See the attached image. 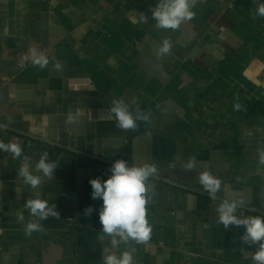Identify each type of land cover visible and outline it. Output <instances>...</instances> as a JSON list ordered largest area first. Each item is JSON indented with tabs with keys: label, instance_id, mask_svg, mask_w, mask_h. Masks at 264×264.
Segmentation results:
<instances>
[{
	"label": "crops",
	"instance_id": "0c3cea01",
	"mask_svg": "<svg viewBox=\"0 0 264 264\" xmlns=\"http://www.w3.org/2000/svg\"><path fill=\"white\" fill-rule=\"evenodd\" d=\"M258 2L198 0L194 19L165 30L152 19L158 0H0V124L7 125L0 140L22 146L33 174L43 175L34 169L45 151L58 165L37 193L18 175L20 160L0 151V264H102L111 238H98L103 201L92 199L89 181L106 180L118 159L155 163L158 175L148 181L150 240L114 252L132 251L134 264H252L258 246L242 242V226L217 223L216 208L240 194L236 215L264 216ZM164 39L173 46L160 56ZM33 49L48 58L46 67L33 65ZM113 99L149 121L118 128ZM190 158L195 168L185 171ZM204 170L222 181L215 201L199 183ZM37 194L60 218L27 235L35 218L23 206Z\"/></svg>",
	"mask_w": 264,
	"mask_h": 264
},
{
	"label": "clouds",
	"instance_id": "9594fccd",
	"mask_svg": "<svg viewBox=\"0 0 264 264\" xmlns=\"http://www.w3.org/2000/svg\"><path fill=\"white\" fill-rule=\"evenodd\" d=\"M198 0H158L155 7L151 9L152 19L156 21V27L159 29L178 30L180 25L185 21H191L195 17L192 10ZM264 17V0L256 3L252 18ZM141 19H146L140 14ZM172 42L164 39L159 49L158 55L168 54L172 48ZM31 60L34 66L44 68L48 64V58L43 53H37L35 49L31 50ZM60 65L57 64V68ZM135 104V99L132 100ZM111 114L114 115L116 126L122 130H135L138 128V121H149L147 114L137 113L133 115L129 111V106L122 99H113ZM234 109L240 110L239 103L234 105ZM76 117L69 113L67 122L72 123ZM7 125L0 124V129H6ZM0 151L10 152L13 160H20L18 175L23 178L25 185L37 190L41 188L44 177L51 179L54 170L58 167L55 161L49 160V155L45 151L41 154L38 162L35 163L34 171L43 175L33 174L30 170L29 161L31 157L25 155L22 146L16 142L5 143L0 140ZM259 164L264 165V149L259 150ZM183 170L188 171L195 168V159L190 158L187 163L182 165ZM158 175V168L155 163L133 164L129 166L124 159H118L111 167V175L106 180L99 177L91 179L89 183L92 187V199L101 198L103 205L99 211V219L102 225V234L99 240L103 242L105 236L111 238L112 247H102V264H134L132 251L124 250L117 254L113 249H119L121 244L127 245L130 241L137 244H143L150 240L152 227L147 219V205L151 202L149 193L153 190V185L148 184L150 177ZM199 183L208 193L209 197L215 201L217 193L222 188L220 178L214 176L208 170H204L199 174ZM245 201L236 194V198L225 197L222 199L216 211L218 213L217 223L223 224L227 229L230 225L243 227L244 233L241 240L244 244L256 245L257 250L251 254L252 264H264V216H245L236 215L239 208L244 205ZM27 208L30 215L35 220L30 221L25 226L27 235L33 232L42 231L40 221L47 219L49 216L60 218L56 205L49 206L47 200L39 198L27 199L23 206ZM93 208L89 206L85 209L84 215L90 216ZM25 219L22 211L16 212V220L23 222ZM245 258L249 254L245 249H241Z\"/></svg>",
	"mask_w": 264,
	"mask_h": 264
},
{
	"label": "built area",
	"instance_id": "2783aa9c",
	"mask_svg": "<svg viewBox=\"0 0 264 264\" xmlns=\"http://www.w3.org/2000/svg\"><path fill=\"white\" fill-rule=\"evenodd\" d=\"M218 1H224V0H218ZM231 1L233 2V1H236V0H231ZM19 65H20V66L23 65V62H22L21 60L19 61Z\"/></svg>",
	"mask_w": 264,
	"mask_h": 264
}]
</instances>
